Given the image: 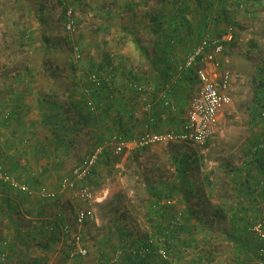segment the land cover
I'll use <instances>...</instances> for the list:
<instances>
[{"label": "rangeland", "instance_id": "1", "mask_svg": "<svg viewBox=\"0 0 264 264\" xmlns=\"http://www.w3.org/2000/svg\"><path fill=\"white\" fill-rule=\"evenodd\" d=\"M114 1H118V6L122 2V0H51V4L54 5V13L50 14V19L56 26L60 27L57 33L59 46L61 49L63 48L65 37L68 36L65 31V17L67 12L72 10L77 31L71 36L72 41L67 56L74 59L72 63L77 66L80 73L85 70L81 64L82 61L80 62L76 58L75 51L74 53L71 51L72 44L82 50L87 49V47L85 48L86 44L95 45L96 49L91 47L90 52L80 50V55L85 60L86 56L99 53L96 51L98 50L96 44L100 42L101 57L108 54L113 55L112 60L116 66H122L125 70H132L134 74L138 75L147 73L146 78L149 83H154L155 78H162L160 72L154 71L147 62L138 63L137 55L123 44L122 41L126 40L123 33H119L115 29H111L108 34L101 31V26L108 23L106 15L108 13L115 14L117 11L114 7ZM154 3L151 2L149 8H152ZM166 7L171 9L170 4H167ZM223 7L230 22L229 20H222L214 25L211 30L213 33L231 32L233 42L235 41L233 46L231 45L233 42L227 43L224 53L219 57L220 71L230 70L235 75L234 84L231 88V104L226 106L218 115L212 137L205 146L173 142L156 145L149 149H139L135 144H132L131 149L125 154L115 155L108 152L109 163L103 166L104 171L101 173V210L96 207L93 221L87 222L82 227L75 226L74 228L75 232L83 237L85 246L89 251L86 264H102L105 258L112 255L114 247L119 244L123 235V230L128 231L133 239L157 234L155 230L156 218L150 212V205L154 196L148 188L169 196L162 201L161 206H169L172 209L175 208L176 211L185 210L186 205L183 199L189 187L187 183L184 188L182 187L178 171V160L184 158H186L187 166L189 165L187 170L189 180L193 181L202 193V198L192 199L190 205L197 211L200 209L205 211L203 213L204 218L209 222L206 221L208 228L200 227L196 229L193 235V238L199 242L198 247L194 246L192 249L186 250L184 244L186 241L178 242L175 250L179 252L180 249H185L180 254L179 264H238V256L235 254L233 245L228 242L226 235L231 230L230 220L232 217L235 215L240 217V213L237 211L240 199L238 200L233 194L237 190V186L233 183L234 171L236 169L243 171V173L249 171L248 164L253 159L249 155V150L252 143L257 138H262V133H264V126L260 120H256L254 115L257 88H259L263 78L261 67L264 66V0H246L245 6L237 4V0H225ZM139 9L142 11L143 7L140 6ZM204 14L205 11L201 8L199 17ZM29 17L32 19L31 23L25 21L27 27L32 24V20L35 21L37 18L31 13L30 15L26 13L24 20ZM199 17L194 14L191 16L194 29L200 25ZM128 18H125V21L127 26H130ZM48 19L43 17V21L49 22ZM17 39H21L20 32ZM195 45V41L189 40L185 46H180L171 61L172 67L178 68L188 56L187 53L191 52ZM130 79L131 77L124 76L122 82ZM120 80L121 77L119 76V79L115 81L117 87ZM163 80L165 82L164 78ZM158 89L163 92L162 87H158ZM178 89L181 88H176V91ZM193 89V92L189 94V101L196 95L198 85H195ZM136 96L140 98L143 95L138 94ZM146 98L149 100V98L152 99V96ZM185 112L182 114L183 117ZM143 113L149 114V111L141 110L137 114V121L144 120ZM173 130L172 127H169V130L161 133ZM142 135L144 134L135 137L134 140ZM107 136L108 141L112 135L109 137L108 134ZM195 159L198 163L194 161ZM251 169V174L255 175L256 168L251 167ZM206 178H209L210 184H207ZM84 186L89 187L95 194L88 185V180ZM41 187L50 191L46 186ZM174 191L176 192L174 193ZM72 192L76 193V191ZM60 193L61 191L56 193L57 200L61 197ZM57 200L44 201L46 203L43 216L46 217V221L50 219L48 217H52L56 213ZM241 203L246 204L248 208L246 216L250 219L251 225H254L256 218L257 221L261 218L264 219V213H255L254 211L257 204L252 206L247 201ZM35 209L31 211H35ZM86 209H90V206L88 207L83 202L73 204L72 212L66 211V215L69 213L70 219L73 221L76 211ZM112 210L113 213H111ZM218 210L220 211L219 214L216 213ZM24 214L30 217L29 223L35 221L36 217L33 213ZM97 221L101 222L97 223ZM25 226L27 227L29 224L25 223ZM26 227H24L25 230ZM47 234H51V229ZM186 239L188 240V238ZM128 240L131 239L128 238ZM60 244L64 245L62 247L68 248V245L63 241ZM201 256L205 259L201 260ZM258 264H264V262Z\"/></svg>", "mask_w": 264, "mask_h": 264}, {"label": "crops", "instance_id": "2", "mask_svg": "<svg viewBox=\"0 0 264 264\" xmlns=\"http://www.w3.org/2000/svg\"><path fill=\"white\" fill-rule=\"evenodd\" d=\"M53 6L51 0H0V166L22 182L46 186L58 193L62 178L70 175L100 141L107 140L108 134L110 137L118 130H128L129 136L135 138L148 132L161 133L169 127L179 131L186 123L188 97L195 86L183 83L181 89L171 92L170 81L163 90L170 99L165 105L159 95L161 90L156 94L141 93L145 98H138L131 86L133 80L122 82L121 78L117 98L113 102L104 98L100 101L104 114L101 116L100 111L93 119L88 118L83 93L88 87V76L101 67L106 56L101 57V43L97 42L99 53L82 60L85 71L80 73L72 63L74 59L67 56L71 46L67 37L63 48L59 46L60 27L50 19ZM26 13L37 17L29 27L25 21L32 18L24 20ZM19 32L21 41L17 39ZM86 47L82 52L96 49L95 45ZM163 82V78H155L150 84L160 88ZM141 107L143 111L149 108V114L143 113L144 120L137 121ZM108 160L106 153L88 180L96 194V202L90 207L94 215L96 207L101 210V173ZM60 196L56 213L46 221V202L37 195L27 198L0 185V241L11 243L8 260L0 258V264H65L68 248L62 247L61 241L51 242L53 237L47 234V226L62 218L72 223V206L82 201L72 191L61 192ZM24 213H33L35 221L29 223L30 217ZM87 262V258H80L71 264Z\"/></svg>", "mask_w": 264, "mask_h": 264}, {"label": "trees", "instance_id": "3", "mask_svg": "<svg viewBox=\"0 0 264 264\" xmlns=\"http://www.w3.org/2000/svg\"><path fill=\"white\" fill-rule=\"evenodd\" d=\"M224 1L225 0H122L119 6L118 1H114V7H116L117 11L115 12V14L108 13L106 15V21H108V23L101 26V31H104L106 34H108L111 29H115L119 33H123L126 40L122 42L127 49L133 50V52L137 55L136 59L138 63L147 62L154 71L160 72L161 77L165 79L164 86L162 87V90H165L166 86L171 81V75L176 72L177 68L172 67L171 61L175 57L176 51L180 49V46H185V44L189 42V40H193L196 43V45L194 46L195 48L206 37L220 40L228 33V31L213 33L211 30L214 25L221 22L222 20H229L227 12L223 7ZM151 2L155 3L152 8H149ZM167 4H170L171 9H167ZM237 4L240 5L239 0H237ZM159 5L160 7H158ZM140 6L143 7L142 11H140L139 9ZM201 8L205 11V14L202 17H199V11ZM192 14H194L195 16L197 15L201 20L200 25L197 29H194V22L191 20ZM127 17H129L127 20L129 21L128 23L131 24L130 26H127L126 24L125 18ZM65 21L67 22V16L65 17ZM76 26L77 25L75 22L74 31L72 33L66 32L68 34L67 40L69 42L72 41L71 36H73L77 31ZM234 43L235 41L231 45L233 46ZM226 44L227 43H225V45ZM74 48L71 49L73 53L75 51ZM191 52H188L187 55H189ZM82 58L83 56L79 59L80 62L83 60ZM113 58V55H106L104 62H101V67H98L97 70L93 71L90 74L98 76L101 71H108L112 75L111 82L113 84L111 87L107 85L106 82L101 80V83L103 85L102 87L96 88L90 87V85H88V87L86 86L84 91L85 93H83V98L84 107L88 111V118L93 119L92 117L96 116V114H98L102 110V108H100L101 102L103 101L102 98L111 102H113V100L116 98V93L118 92L119 88L115 85V81L119 79V75L121 78L124 76L131 77V79L133 80L131 81V86L133 87L140 83L152 85L146 78L147 73L144 75L134 74V71L132 70L129 71L127 69L125 70L122 66V68L116 66L114 64V61L112 60ZM75 66L76 65H74V67ZM261 69L263 78L261 80L259 88H257L256 108L254 111V115L256 116V120H260L262 125L264 126V66L261 67ZM183 83H187V85H197L196 78L194 77L192 71H187L186 73L182 74L181 78L176 82V84H174V86L176 85V88H181V84ZM174 86L173 88L171 86V92L176 91V88ZM155 88L156 91H160L158 87ZM143 93H145V91H143ZM160 93L162 92H159V94ZM88 95L92 99L91 101L95 109L94 111L88 108L90 102ZM109 105H112V103ZM104 110L101 111V116L102 114H104ZM106 115H108V112L106 113ZM114 134L123 137L127 141L134 140L133 137L129 136L128 130H118ZM105 142H107L106 139L100 141L96 145L94 150L90 153V155L97 148L103 146ZM263 145L264 133H262V138H257L255 142L252 143L249 150L250 154H248L253 158L252 161H250V163L248 164L249 171L243 173V171L236 169L234 171L235 174L233 173V183L237 186V190L233 192V194H235L238 200L240 199V201H238L240 205L238 206L237 210L240 213V217H237L236 215L232 217V220H230L231 230L229 234L226 235V238L228 242L233 245L235 254L238 256V264H258L259 262H264V255L261 256L260 253V251L264 250V242L262 243L251 230L257 222V218L255 220L253 219L255 223L254 225H251L250 219H248V217L246 216L248 208L246 207V204L241 203L243 201H247L252 206L257 204V207L254 210L255 213H264L263 210H261V205L264 204ZM253 148H257L258 152L253 154ZM185 160L186 158L178 160V171L180 174L179 181L181 182L183 188L186 186V183L189 187L188 191H186L187 193L184 194L183 199V202L186 205L185 210L176 211L175 208L172 209L169 206L165 205L161 206L162 201L169 196H165L157 190L148 188V190L151 191L152 195L154 196V199L150 205V212L156 218L155 230L157 234L144 235L142 237L133 239L131 238V235L128 231L123 230V235L119 240V244L114 247L113 254L108 258H105L102 264H110L115 252L120 249L123 251V255L120 261L114 264H179V260L181 258L180 254L185 249H180L179 252H177L175 250V247L178 242H180L181 240L186 241V243H184L185 247L187 248L186 250L192 249L194 246H199V242L193 238V235L195 234L196 229L200 227H204L203 229H205V227L208 228L206 226V221L209 222V220H206L204 218L203 213H205V211H203L202 209L197 211L190 205L192 199L196 197L201 199L202 193H200L198 188L194 185L193 181L189 180V172L187 171L189 169V165L187 166ZM194 161L198 163L197 159H195ZM251 167L256 168L255 175L251 174ZM2 168L6 173L10 174L7 170L4 169V167ZM95 169L92 171V174L94 173ZM91 176L89 177V179L91 178ZM237 176L238 178L240 177V179H238ZM208 179L209 178H206L207 184H210V180ZM23 183L27 184L33 191H38V188L41 187L36 186V184L30 182ZM0 185H2L4 188H11L8 185ZM175 192L176 191H174V193ZM20 193H22L23 196L27 198H32L35 196H30L24 192ZM168 209L171 210L168 211ZM115 210L116 209H114V211ZM111 213H113V210L111 211ZM216 213L219 214L220 211L218 210ZM178 218H180L181 224L173 225V222L175 224L177 221L176 219ZM58 221L56 222L52 220L49 224L47 223L48 226L46 224L48 231L51 229V235L53 237L51 242L53 243L60 241L59 235L61 226H64L68 222L67 220L64 221L63 218ZM128 238L131 240H128ZM186 238H188V240ZM84 247H86L85 242ZM10 248L11 243H9V241H0L1 259L3 258V260L5 261L8 260L9 255L7 254V251H9ZM161 249L166 253L168 257L167 260L162 259L161 256H159V254L157 253ZM68 258L69 247L66 254V259L64 258L65 264L68 261ZM80 258L81 257L75 259ZM204 259L205 258L201 256V260Z\"/></svg>", "mask_w": 264, "mask_h": 264}, {"label": "built area", "instance_id": "4", "mask_svg": "<svg viewBox=\"0 0 264 264\" xmlns=\"http://www.w3.org/2000/svg\"><path fill=\"white\" fill-rule=\"evenodd\" d=\"M241 6L246 5V0H239ZM67 22L65 23V31L72 33L75 28V19L72 10L67 12ZM233 42V35L228 32L222 39L204 38L186 57L184 62L178 66L176 72L171 75V85H174L181 75L187 71H192L196 78L198 91L191 99L187 119L184 126L179 131H168L163 133H145L134 141H127L123 137L114 134L105 144L97 148L89 155L78 167L72 170L68 177L62 179L60 191H76L77 197L85 204L91 207L96 202L95 194L89 188L84 186V183L92 175V171L97 167L101 158L107 152H112L115 155H122L131 149L132 144L139 149H149L156 145L169 144L173 142L190 143L196 146H205L211 139L216 125V120L220 112L231 104V88L234 84L233 72L230 70L220 71L219 57L224 53L225 43ZM76 58H81L79 47H75ZM103 77V78H102ZM112 75L108 71H101L98 76L90 75L88 85L90 87H102L101 80L112 87ZM105 86V85H104ZM138 93L149 92L155 93L156 88L152 85L140 83L134 86ZM89 94V92H88ZM165 101L164 104H169V97L166 93L159 94ZM89 96V95H88ZM89 109L94 111L92 99L89 96ZM103 105L101 104V107ZM148 112L149 108H146ZM264 119V116H263ZM264 147V145H263ZM253 154L258 152L257 148H253ZM0 184L8 185L13 190L27 193L30 196L37 195L43 201H56L57 194L50 192L42 187L38 191H33L27 184L18 181L16 177L6 173L0 166ZM264 212V204L261 205ZM95 219L93 209L79 210L75 213L74 224L67 222L60 229V240L69 247V258L66 264L78 257L86 258L88 250L84 247L83 237L76 233L74 228L82 227L87 222ZM173 225H180V218L176 219ZM254 235L263 243L264 242V219H259L251 229ZM162 259L167 260L166 253L161 249L157 252ZM261 256L264 255V250L260 251ZM123 251L115 252L110 264L120 261Z\"/></svg>", "mask_w": 264, "mask_h": 264}]
</instances>
